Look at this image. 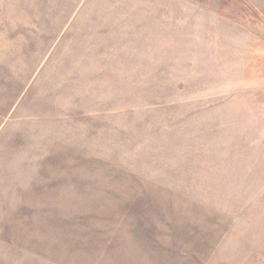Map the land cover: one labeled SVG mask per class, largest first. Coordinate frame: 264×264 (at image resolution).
<instances>
[{"label": "rangeland", "instance_id": "374dc122", "mask_svg": "<svg viewBox=\"0 0 264 264\" xmlns=\"http://www.w3.org/2000/svg\"><path fill=\"white\" fill-rule=\"evenodd\" d=\"M260 14L0 0V264H264Z\"/></svg>", "mask_w": 264, "mask_h": 264}, {"label": "crops", "instance_id": "0c3cea01", "mask_svg": "<svg viewBox=\"0 0 264 264\" xmlns=\"http://www.w3.org/2000/svg\"><path fill=\"white\" fill-rule=\"evenodd\" d=\"M249 4H251V6H253V8L255 7V8H257V9H259L260 11H261V14L260 15H262L263 16V18H264V0H246ZM12 9L14 8V7H11ZM15 12H18L17 10H15ZM12 13H13V11H12ZM11 18H30L31 16L30 15H24V14H21V15H18V14H11V16H10ZM92 17V15L91 14H89V15H87V14H84V15H82L81 16V18H91ZM264 21V20H263ZM253 23H257V22H253ZM253 29H256V28H253ZM254 33H256V31L254 30ZM15 34H12V33H10V36L11 37H13ZM15 37H17V36H15ZM72 37H75L74 35L73 36H70V38H69V41H71L72 39H74V38H72ZM24 39H26L25 37L24 38H21L19 41H22V43H25V44H27L28 46H26V47H17V46H15V47H13V46H6V47H1L2 49L4 48V49H7V50H17V49H25V50H54V49H59V47H57V46H55L56 45V43H53V46H51V47H45L44 45L45 44H31V43H27V42H25V41H23ZM13 40H14V38H9V42H7V44H13L12 42H13ZM15 40H17L18 41V39L17 38H15ZM59 44V43H58Z\"/></svg>", "mask_w": 264, "mask_h": 264}]
</instances>
